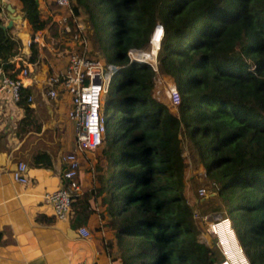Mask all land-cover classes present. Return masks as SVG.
Instances as JSON below:
<instances>
[{"label": "trees", "instance_id": "obj_1", "mask_svg": "<svg viewBox=\"0 0 264 264\" xmlns=\"http://www.w3.org/2000/svg\"><path fill=\"white\" fill-rule=\"evenodd\" d=\"M20 2L32 29H43L48 20L40 16L38 0ZM71 2L75 12L87 14L103 51L109 32L111 62L118 65L102 106L113 113L103 110L104 144L96 149L90 190L110 217L105 236L108 245L115 239L117 264L220 259L219 249L199 239L203 223L195 220L184 193L182 137L193 161L218 183L250 263L264 264V0ZM157 23L164 31L158 70L175 81L177 113L157 96L152 65L128 55L130 48L148 47ZM4 25L0 12V63L12 67L20 41ZM34 44L30 61L38 53ZM142 53L135 56L154 61ZM27 98L22 88L17 103L26 108Z\"/></svg>", "mask_w": 264, "mask_h": 264}, {"label": "crops", "instance_id": "obj_2", "mask_svg": "<svg viewBox=\"0 0 264 264\" xmlns=\"http://www.w3.org/2000/svg\"><path fill=\"white\" fill-rule=\"evenodd\" d=\"M38 4L40 16L50 22L40 33L41 39L31 31L20 0H7L5 14H1L5 25L11 21L10 33L22 40L28 34L27 41L31 35L39 44L41 60L35 61L24 78L23 88L31 96L28 107L0 94V264H117L120 252L115 239L108 245L105 236L110 217L100 206V196L94 199L90 193L96 179L88 170L93 159L84 157L88 152L80 157L81 190L74 197L69 217L57 218L45 198L46 192L61 186V156L76 145L74 122L66 115L69 93L59 87V95L52 98L45 85L47 76L66 64L68 42L48 33L49 26L58 24L61 10L55 0H38ZM19 160L28 166L26 183L12 175ZM80 226L87 227L89 234L81 235Z\"/></svg>", "mask_w": 264, "mask_h": 264}, {"label": "built area", "instance_id": "obj_3", "mask_svg": "<svg viewBox=\"0 0 264 264\" xmlns=\"http://www.w3.org/2000/svg\"><path fill=\"white\" fill-rule=\"evenodd\" d=\"M6 1L0 0V10L5 7ZM55 2L61 10L58 23L69 46L64 49L66 55L64 68L46 78V88L47 94L52 98L59 95V87H63L69 93L70 102L66 115L74 122L76 148L62 154L61 158L64 162L61 173L62 184L55 190L46 192L45 198L52 203L54 215L59 219H64L69 217L74 197L81 190L79 154L93 151L103 142L106 120L101 109L103 97L110 89L118 65L111 61L104 63L99 55L89 54L87 49L90 43V23L81 12H75L71 0H55ZM163 32L162 24L157 23L148 40L149 50L156 49L154 62H149L156 71H158L157 51ZM155 34H158L157 46H154L152 41ZM31 42L28 40L27 46ZM139 51L145 52L146 50L138 48L128 50L130 61H141L142 58L133 55ZM27 54H18L10 58V62L14 59L22 60L24 65L18 68H15V64L12 67H5L3 63H0V94L5 93L14 101L20 99L21 90L26 85L23 78L29 73L30 64H34V62L27 61ZM171 81L166 86L167 95L177 108L180 95L175 81ZM171 87H173V92L169 90ZM28 99H31L30 95ZM27 168L26 162L19 160L12 171L14 179L23 183L28 182ZM206 193L207 190L204 186L199 187L200 195ZM224 219L228 218L215 215L212 219H207L206 229L214 233V225ZM78 232L84 236L89 234V230L85 226H80ZM220 262L216 264H221Z\"/></svg>", "mask_w": 264, "mask_h": 264}, {"label": "rangeland", "instance_id": "obj_4", "mask_svg": "<svg viewBox=\"0 0 264 264\" xmlns=\"http://www.w3.org/2000/svg\"><path fill=\"white\" fill-rule=\"evenodd\" d=\"M80 12L85 17V19L88 20L87 14L83 10ZM1 14H5L4 8L1 10ZM4 20H5V18H3V21ZM47 20H48L47 25L43 29H45L48 25H50L49 19H47ZM88 22H89V20H88ZM4 24H5V21H4ZM20 25H23L22 22H20ZM49 27H50V29L49 30L47 29L49 31L48 32L49 34L51 33V35H52V34L56 33L55 36L60 37L59 40H62V41L64 40L63 42L66 41L65 34L63 31H61V27H60L59 23L55 26V28L52 26H49ZM43 29L33 30L31 27V31L36 32L37 37L39 39L42 38V34H40V33L43 31ZM108 33L109 32L107 31V33L104 34V43L107 44V47L104 49L105 51H103L102 48L99 46L98 41H96L95 36H93L94 34H93L92 27L89 29V42L90 43L88 44L87 51L89 52V54L99 55L102 58V61L104 63L107 61H111V48H110V42L111 41L109 38L110 36L109 35L107 36ZM11 34L15 37V39H18L20 41L18 47H16L17 52L15 53V55H18V54L23 55L25 53H28L26 55L27 61L34 62V64L38 58H39V60H41V57H38L37 53H36L35 59L33 61L29 60L30 54L32 52L31 43L35 42L36 46L39 47V48H37L38 51H39V49H41L39 44H37L36 41H33V38L31 37V35H30V38H28V40H31L32 42L27 46L28 41L26 40V38H27L28 34L24 35V38H23L24 40H22L20 37H18L15 33H11ZM63 42H62V45H64ZM27 48H28V50L26 51ZM145 50L146 51L142 53L143 56L151 54V56L155 58V52L156 51L149 50V45L147 48H145ZM23 59H24V57H23ZM16 60L17 59H14L12 61V65L15 64V68H18L19 66L24 65L22 63V60H17V61ZM147 61L152 62V63L154 62V61H149V60H147ZM34 64H30L29 73L26 76L30 75L31 69L34 67ZM156 75L158 77V82H159L158 86H157L158 90L156 92L157 96L167 103L171 112L177 113V108L171 102L172 99L170 100L169 96L167 95V90H166V86L170 82H172L171 80H173L172 77L169 74L159 72V70L156 71ZM26 76H24V78ZM24 78H23V81H24ZM115 78L113 80L112 88H113L115 81L117 79V78L116 79ZM24 83L26 84V80ZM45 85H46V81H45ZM169 90L171 92H173V87H171ZM105 97H106V95L103 97V104H104ZM101 109H102V111L104 110L105 113L108 115L113 113V108L111 106H109L107 109L106 108L105 109L101 108ZM112 138H113V134L111 132H109L108 133V140L112 141ZM103 142H104V140H103ZM103 142L101 145L104 144ZM181 145H182L183 156H184L185 165H186L185 176H184V181H185L184 193L186 194L185 196L187 197V199L191 205V208L193 210V216H194L195 220L198 222H200V220H202V223H203V224H201L203 228L199 229V234H198L199 239L204 241L206 244L219 249L221 254L219 257L220 259H218L217 262H219L222 259L225 260L226 257L222 251V249H224V250H226L225 252L227 253V256L229 259L226 264H247L245 257L240 252V248L237 247L238 243H237V239H236V235H235V230L234 229L232 230V228L228 222H222L218 226H216L218 235L223 242V243L221 242L223 248L221 245L217 244L218 240H217L216 234L211 233L206 229V226H207L206 221H208L209 219H212L215 215H218L219 217L220 216L221 217L227 216L229 218V220L228 219H224V220H228V221H232V220H231L230 216H228V213H227L226 208L222 202V199L217 194L218 183L217 182L214 183V178L211 177V175H209L207 173V171H206V169L202 163L193 161V157H194L193 151L188 146L187 140L183 137L181 138ZM96 149L93 151H87L90 154L86 153L85 156H84L85 152H82L81 154H79L80 157L82 155V156L86 157L88 160L93 159L92 163L90 164V168H88V170H90L92 173H94L93 175H96V171H95ZM202 186H204L207 190V193L204 195L199 194V187H202Z\"/></svg>", "mask_w": 264, "mask_h": 264}, {"label": "bare ground", "instance_id": "obj_5", "mask_svg": "<svg viewBox=\"0 0 264 264\" xmlns=\"http://www.w3.org/2000/svg\"><path fill=\"white\" fill-rule=\"evenodd\" d=\"M157 39H158V34H155L154 36H153V38H152V41H153V45L154 46H157ZM153 51H156V49L154 48L153 49ZM140 53H142V52H138V53H133V55H135V54H140ZM143 56V55H142ZM144 58V57H143ZM155 59V58H154ZM222 222H228L229 223V221L228 220H224V221H220L219 223H217V224H215L214 225V232H215V234L217 235V237H218V241H219V243L221 244V246H222V240L220 239V237H219V235H218V232H217V227L216 226H218L220 223H222ZM230 224V223H229ZM231 226V225H230ZM232 228V227H231ZM233 230V229H232ZM222 242V243H221ZM223 247V246H222ZM237 247L238 248H240V246L237 244ZM226 251V250H225ZM240 252H241V254L245 257V255L243 254V252H242V250H241V248H240ZM226 253V252H225ZM226 255H227V253H226ZM245 259H246V263L248 264V260H247V258L245 257ZM228 256H227V259H225V260H222L220 263L221 264H226L227 262H228Z\"/></svg>", "mask_w": 264, "mask_h": 264}, {"label": "clouds", "instance_id": "obj_6", "mask_svg": "<svg viewBox=\"0 0 264 264\" xmlns=\"http://www.w3.org/2000/svg\"><path fill=\"white\" fill-rule=\"evenodd\" d=\"M0 12H1V10H0ZM148 62V61H147ZM229 216V215H228ZM225 218H228L227 216H224ZM228 220H229V218H228ZM231 222V223H230ZM229 223H230V225H231V227H232V229H234V227H233V224H232V221H229ZM235 230V229H234ZM214 234H215V232H214ZM235 235H236V233H235ZM217 236V235H216ZM236 239H237V236H236ZM217 240H218V237H217ZM237 243H238V245L240 246V248H241V250H242V252H243V254L245 255V257L247 258V256H246V254H245V252H244V250H243V247L241 246V244L239 243V241H238V239H237ZM217 244L218 245H221L220 243H219V241L217 242ZM221 247V246H220ZM223 248V247H222ZM222 251H223V254L225 255V259H227V255H226V253H225V250L224 249H222ZM223 260V259H222ZM222 260H220V261H222ZM247 260H248V264H251L250 263V261H249V259L247 258ZM219 261V262H220ZM218 263V262H217Z\"/></svg>", "mask_w": 264, "mask_h": 264}, {"label": "water", "instance_id": "obj_7", "mask_svg": "<svg viewBox=\"0 0 264 264\" xmlns=\"http://www.w3.org/2000/svg\"><path fill=\"white\" fill-rule=\"evenodd\" d=\"M22 15H20V17H21ZM4 26H6V27H10L11 26V21L7 24V25H4ZM141 61H147V60H145V59H141Z\"/></svg>", "mask_w": 264, "mask_h": 264}]
</instances>
